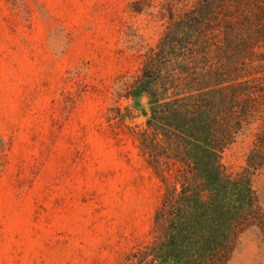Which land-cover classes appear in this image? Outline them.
<instances>
[{
  "label": "rangeland",
  "instance_id": "1",
  "mask_svg": "<svg viewBox=\"0 0 264 264\" xmlns=\"http://www.w3.org/2000/svg\"><path fill=\"white\" fill-rule=\"evenodd\" d=\"M161 3L0 0V264H129L156 239L180 166L152 167L146 119L117 95L165 31ZM250 143L224 152L228 175ZM252 183L264 212V171ZM228 264H264L259 231Z\"/></svg>",
  "mask_w": 264,
  "mask_h": 264
},
{
  "label": "trees",
  "instance_id": "2",
  "mask_svg": "<svg viewBox=\"0 0 264 264\" xmlns=\"http://www.w3.org/2000/svg\"><path fill=\"white\" fill-rule=\"evenodd\" d=\"M187 1L162 0L165 31L117 95L146 119L152 167L180 166L156 239L129 264H228L243 235L264 239L252 183L264 171V0ZM246 133L245 167L233 177L222 156Z\"/></svg>",
  "mask_w": 264,
  "mask_h": 264
}]
</instances>
